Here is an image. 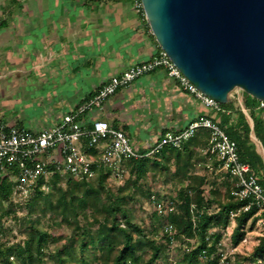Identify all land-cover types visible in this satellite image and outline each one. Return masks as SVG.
Here are the masks:
<instances>
[{"label": "trees", "instance_id": "16d2710c", "mask_svg": "<svg viewBox=\"0 0 264 264\" xmlns=\"http://www.w3.org/2000/svg\"><path fill=\"white\" fill-rule=\"evenodd\" d=\"M241 94L240 105H219L221 111H213L215 117L210 119L235 142L240 161L249 165L250 174L264 191V156L250 137L253 134L264 151V109L260 108V101ZM209 137V131L200 129L179 148L167 145L150 157L124 162L127 177L116 189L104 171L86 181L58 177L48 182L39 180L24 200L14 195L11 180L0 182V264H167L170 237L163 233L166 225L172 226L174 241L190 246V241L196 240L194 247L182 251L179 264H200L203 260L204 264H218L217 248L231 223L230 212H237L245 201L233 197L225 181L218 185L206 173L194 172L195 165L205 160L202 150ZM149 175L175 187V195L170 197L175 212L166 217L155 214L163 220L160 242L154 238L157 231L145 230L129 206L130 199L137 200L135 191L153 204L159 200L158 195L141 188ZM45 184L49 191L42 188ZM15 199L21 203L16 204ZM16 206L24 211L20 220ZM254 212L240 211L234 217L230 237L233 245L244 236ZM46 218L55 227L53 233L43 226ZM9 220L19 224L22 239L18 243L6 239L13 232L7 225ZM63 228L69 229L70 235L56 238L55 234ZM50 246L54 247L53 252L49 251ZM259 258H264V237L247 257L237 254L234 264Z\"/></svg>", "mask_w": 264, "mask_h": 264}, {"label": "crops", "instance_id": "0c3cea01", "mask_svg": "<svg viewBox=\"0 0 264 264\" xmlns=\"http://www.w3.org/2000/svg\"><path fill=\"white\" fill-rule=\"evenodd\" d=\"M138 2L0 0V121L31 133L52 128L109 79L158 57ZM210 116L213 110L158 68L117 90L81 124L107 121L143 152Z\"/></svg>", "mask_w": 264, "mask_h": 264}, {"label": "built area", "instance_id": "2783aa9c", "mask_svg": "<svg viewBox=\"0 0 264 264\" xmlns=\"http://www.w3.org/2000/svg\"><path fill=\"white\" fill-rule=\"evenodd\" d=\"M138 7L141 8L140 0ZM158 68L165 69L169 77L177 80L180 87L191 93L205 108L221 111L219 104L190 84L161 51L151 61L132 66L109 79L88 101L73 113L63 116L52 128L31 133L0 121V182L11 180L15 186L14 195L21 200L30 196L32 187L39 180L48 182L54 177L86 181L104 171L110 179L120 182L125 176L124 162L150 157L167 145L179 148L182 142L204 129L210 133L209 142L202 150L205 160L195 167L211 178L217 177L218 185L225 181L230 186L231 195L245 201L237 212H230L231 221L234 222L240 211L255 210L246 226L253 223L260 236L264 237V191L250 174L249 165L240 161L235 142L210 118H200L178 134H166L153 148L143 152L134 149L127 135L122 130L111 128L107 121L96 120L90 126L81 124L82 117L101 109L117 90ZM260 108L264 109V101H260ZM223 114L228 115V112L223 111ZM42 188L49 189L47 184ZM154 208L162 217L175 212L173 200L159 199L155 201ZM163 233L169 235L170 244L175 242L172 226L166 225ZM222 240L218 247L222 245ZM218 255L221 261L225 257L221 253Z\"/></svg>", "mask_w": 264, "mask_h": 264}, {"label": "water", "instance_id": "95a60500", "mask_svg": "<svg viewBox=\"0 0 264 264\" xmlns=\"http://www.w3.org/2000/svg\"><path fill=\"white\" fill-rule=\"evenodd\" d=\"M158 47L219 105L264 101V0H140Z\"/></svg>", "mask_w": 264, "mask_h": 264}, {"label": "rangeland", "instance_id": "374dc122", "mask_svg": "<svg viewBox=\"0 0 264 264\" xmlns=\"http://www.w3.org/2000/svg\"><path fill=\"white\" fill-rule=\"evenodd\" d=\"M241 91L236 90L230 95V100H232L230 103L233 105V107L236 106V104L240 105V102L242 101L243 95L240 93ZM235 99L236 102L233 100ZM229 103V104H230ZM243 112V110L241 109ZM250 126L252 128V121L249 119ZM251 139L255 142V145L257 147L258 152H260L264 156V151L262 149V145L260 141L256 140L254 135L251 134ZM202 162V161H200ZM199 163V162H198ZM194 172L197 174L205 173L202 172V170L194 167ZM127 177V175H125ZM210 177V176H209ZM211 178V177H210ZM213 179L217 180V177H212ZM218 184V182H217ZM111 185L113 189H116L117 186L122 185V183H119V181L111 179ZM141 188L143 192H145L147 189L150 190L152 195H158L157 197L160 200H171L170 197H173L175 195V187L174 184L171 182H165L163 179L157 178L155 179V176L149 175L146 182L141 183ZM130 189V186L127 187V190ZM132 190V189H131ZM49 191V189L47 190ZM135 197L137 200H131L129 201V206L132 208V212L134 214L135 220L139 222V224L147 231H157V235L155 240L158 242L161 241V234H162V223L163 220L159 218L156 214L154 204L147 199V197L143 196V193L140 191L134 192ZM15 203L19 204L21 203L20 200L15 199ZM17 208V206H16ZM17 220H20L24 216V211L22 209L17 208ZM7 225L12 228L13 232L12 234H7L6 239L10 240L11 242L18 243L21 241L22 237L19 235V224L18 222L14 220L7 221ZM43 226L45 229L48 230V232L53 233L52 230L55 228L51 221H49L47 218L43 220ZM235 227V224L233 221H231L229 227L226 229V231L223 234V242L222 245L217 248V253H221L225 255L223 260L221 261L219 259L218 264H234L236 262V255H240L243 257H247L252 253V250L259 244L260 238H263L260 236L259 230L254 225L248 224L245 227V234L244 236L237 242L236 245H233L231 243V234ZM70 230L63 228L59 233H56V238L58 236H69ZM246 240V242H245ZM196 245V240L190 241V246H186L185 244H181V242L175 241L173 244H169V251H168V257H167V264H179L182 251H188L191 247H194ZM54 247L50 246L49 251L53 252ZM204 261V260H203ZM201 262L200 264H204V262ZM65 264H75L72 262H66ZM241 264H264V258H259L256 261L252 260H246L242 261Z\"/></svg>", "mask_w": 264, "mask_h": 264}]
</instances>
